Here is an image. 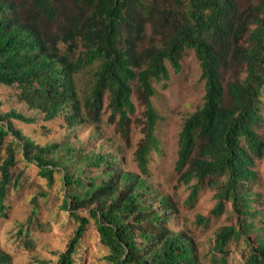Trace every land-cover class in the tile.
<instances>
[{"label": "trees", "instance_id": "1", "mask_svg": "<svg viewBox=\"0 0 264 264\" xmlns=\"http://www.w3.org/2000/svg\"><path fill=\"white\" fill-rule=\"evenodd\" d=\"M148 28L151 37L143 46ZM187 49L199 62L204 94L182 122L178 180L196 181L191 200L207 181L216 191V209L230 202L237 226L216 232L215 251L225 253L231 241L246 237L244 263L264 264V226L250 192L256 160L264 157L257 132L263 123L264 0H248L245 7L239 0H0V86L14 89L20 105L45 121L62 117L72 131L99 123L107 97L110 120L118 117L124 136L134 110V81L144 105V136L134 152L138 174L121 168V155L79 156L78 150L68 171L70 157L58 156L57 144L40 146L13 124H32L35 117L13 107L2 110L0 99V215L8 189L22 175L13 176L19 155L37 166L49 187L62 171L61 209L77 226L58 264H75L90 222L107 248V264H206L189 239L169 227L172 202L143 176L157 142L152 82L169 80L168 67L178 73ZM60 145L74 152L70 143ZM93 169L97 175H90ZM0 264H11L10 256L0 252Z\"/></svg>", "mask_w": 264, "mask_h": 264}, {"label": "rangeland", "instance_id": "2", "mask_svg": "<svg viewBox=\"0 0 264 264\" xmlns=\"http://www.w3.org/2000/svg\"><path fill=\"white\" fill-rule=\"evenodd\" d=\"M247 1L239 0L240 7H245ZM150 37L148 28L143 46H147ZM168 68L169 80L152 82L155 89L152 104L158 115L155 130L157 142L148 157V174L143 176L158 194L168 197L172 202L174 213L169 221V227L189 239L200 262L245 264L244 258L249 250L246 237L231 241L225 253L213 249L215 234L221 227L237 226V216L230 202L224 201L221 209H216V191L207 185V181L191 200L189 197L191 186L196 181L192 180L185 184L178 180L175 164L179 132L183 120L202 103L204 83L200 79L199 62L192 49L184 51L178 73ZM227 78L229 79L228 74L223 80L227 81ZM82 88L83 83L80 82L79 91ZM14 91L0 86L2 110L7 111L13 107L28 116H34L36 121L32 124L17 120H14L13 124L23 135L40 146L57 144L59 147L54 152L64 159L70 157L68 171L75 165L70 161L74 159L71 155L75 156L78 150L77 154L81 153L79 156L87 152L121 155L125 158L121 168L139 174L134 152L144 136V105L139 98L135 81L132 82L134 110L128 114L126 136L120 133L118 117L110 120L107 97L104 99L103 114L99 123L83 124L69 131L62 117L45 121L39 113L20 105L13 96ZM261 110L263 123L257 132L264 142V88L261 94ZM63 143H70L74 147V152L68 153L60 145ZM255 170L257 177L250 185L251 198L254 200L252 205L261 212L257 220L264 226V157L256 160ZM18 172H22L19 183L8 189L4 201L5 215H0V252L10 256L11 264H58L59 253L65 249L77 226L69 213L61 209L65 190L63 191L59 181L63 173L60 171L56 175L55 184L49 187L46 180L38 175L37 166L28 164L22 155L18 156L13 176ZM90 175H97V170L93 169ZM255 235L257 233L249 234L248 240L252 242ZM107 253V248L100 242L94 223L90 222L77 246L75 264H107L104 259Z\"/></svg>", "mask_w": 264, "mask_h": 264}]
</instances>
